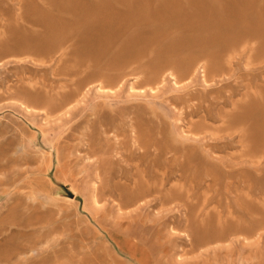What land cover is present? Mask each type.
<instances>
[{
  "label": "rangeland",
  "instance_id": "1",
  "mask_svg": "<svg viewBox=\"0 0 264 264\" xmlns=\"http://www.w3.org/2000/svg\"><path fill=\"white\" fill-rule=\"evenodd\" d=\"M0 264H264V0H0Z\"/></svg>",
  "mask_w": 264,
  "mask_h": 264
},
{
  "label": "bare ground",
  "instance_id": "2",
  "mask_svg": "<svg viewBox=\"0 0 264 264\" xmlns=\"http://www.w3.org/2000/svg\"><path fill=\"white\" fill-rule=\"evenodd\" d=\"M187 79V78H186ZM67 111V110H66ZM71 113V112H70ZM51 114V113H50ZM61 120V119H60ZM103 134V133H102ZM118 134V133H117ZM104 136V135H103ZM126 136V135H125ZM141 136V135H140ZM100 137V136H99ZM127 137V136H126ZM138 137V136H137ZM124 138V137H123ZM133 138V137H132ZM129 139V138H128ZM152 139V138H151ZM129 141V140H128ZM137 141V140H136ZM88 142V141H87ZM120 142V141H119ZM121 143V142H120ZM122 143H124L123 142V140H122ZM117 144H119V143H117ZM87 145V144H86ZM123 145V144H122ZM147 145V144H146ZM149 145V144H148ZM89 146V145H88ZM95 146V145H94ZM124 146V145H123ZM145 145H141L140 143H138L137 144V146L135 147L136 149L135 150H133L132 152H130V155L129 156H131V157H128V153L126 154V155H122L123 156V158H124V160H126V161H129V160H127L128 158L129 159H131V158H138L139 160L140 159H142L143 158V156L144 155H148V154H146L148 151L147 150H149V149H145V148H147V146H145ZM152 145L150 144V147H151ZM69 147V146H68ZM73 147V146H72ZM154 147V145L152 146V148ZM101 148V147H100ZM119 148V147H118ZM151 148V149H152ZM90 149V148H89ZM120 149V148H119ZM155 149V148H154ZM102 150V149H101ZM128 150V149H127ZM91 151H92V149H91ZM97 151V150H96ZM84 152V151H83ZM118 152V151H117ZM152 153V150L151 151H149L148 153L149 154H151ZM92 153V152H91ZM91 153H90V151L87 149L85 152H84V154L89 158L90 156H91ZM98 153H99V151H98ZM154 153V152H153ZM153 153H152V155H153ZM108 154V153H107ZM124 154V153H123ZM118 155H120V154H118ZM155 155V154H154ZM148 157H149V155H148ZM151 157V156H150ZM153 157V156H152ZM151 157V158H152ZM97 160V159H96ZM108 160V159H107ZM132 160V159H131ZM152 161H153V158L151 159ZM73 161V160H72ZM78 161V160H77ZM157 161V160H156ZM104 162V161H103ZM150 163V162H149ZM155 163V162H154ZM76 164V163H75ZM93 164H95V163H93ZM99 166V165H98ZM94 167V166H93ZM104 167H105V165H104ZM136 169H137V166H136ZM135 169V170H136ZM60 170V169H59ZM105 171V170H104ZM137 171V170H136ZM97 173V172H96ZM103 174V173H102ZM152 175H153V173H152ZM104 177V176H103ZM96 179V178H95ZM101 179V178H100ZM111 179V178H110ZM102 181V180H101ZM104 181V180H103ZM103 183H105V182H103ZM152 186V185H151ZM100 187V186H99ZM153 187H154V185H153ZM96 188V187H95ZM94 188V189H95ZM146 189V188H145ZM149 189V188H148ZM160 189V188H159ZM147 190V189H146ZM151 190V189H150ZM141 191V190H140ZM152 192H153V189L151 190ZM110 192V191H109ZM143 192H144V190H143ZM135 193V192H134ZM131 194V193H130ZM143 194V193H142ZM151 194V193H150ZM150 194L148 195L147 193L146 194H143V195H148V196H150ZM159 194V193H158ZM135 195V194H134ZM157 195V194H156ZM98 196H100V195H98ZM110 196V195H109ZM120 196H122V195H118L117 196V198H118V200H119V202H117L118 204H116V206H117V208H118V210H121V209H123L126 205L125 204H123V203H121V201L122 200H120L121 199V197ZM162 196V195H161ZM75 197H76V194L75 193H72V197H71V199L72 200H74L75 199ZM167 197V196H166ZM165 197V198H166ZM140 198H142V197H140ZM145 198V197H144ZM171 198V197H170ZM102 199V198H101ZM112 199V198H111ZM162 199V198H161ZM113 200V199H112ZM139 200V199H138ZM142 200V199H141ZM163 200V199H162ZM170 200V199H169ZM177 200V199H176ZM97 201V200H96ZM133 201V200H132ZM146 201V200H145ZM163 201H167V200H163ZM162 201V202H163ZM113 202V201H112ZM140 202V201H139ZM168 202V201H167ZM164 203V204H168V203ZM174 202V201H173ZM150 203V202H149ZM132 204H134V203H132ZM140 204V203H139ZM159 204V203H158ZM160 204H162V203H160ZM161 206H164L163 204L161 205ZM139 208H140V206H139ZM164 208V207H163ZM127 209V208H126ZM121 215V214H120ZM94 219V218H93ZM95 222H96V220H94ZM101 222V221H100ZM97 223V222H96ZM101 227V226H100ZM104 229V228H103ZM107 229V228H106ZM108 231H109V229H107ZM105 231V230H104ZM233 231H234V229H233ZM108 234H110V233H108ZM216 235V234H215ZM238 235V234H237ZM110 236V235H109ZM134 236V235H133ZM212 236V235H211ZM115 237V236H114ZM139 237V236H138ZM212 237H214V236H212ZM212 237H210V238H212ZM216 237V236H215ZM241 237V236H240ZM244 237V236H243ZM109 238H111V237H109ZM131 238V237H130ZM203 238V237H202ZM209 238V237H208ZM207 238V239H208ZM219 238V237H218ZM116 239V238H115ZM114 240V239H113ZM205 240V242H206V239H204ZM210 240V239H209ZM212 240V239H211ZM210 240V241H211ZM219 240V239H218ZM212 241H214V240H212ZM117 242V241H116ZM115 242V243H116ZM135 242V241H134ZM137 242V241H136ZM215 242V241H214ZM137 243H139V242H137ZM212 243V242H211ZM209 244V243H208ZM147 245V244H146ZM144 246V245H143ZM148 246V245H147ZM146 247V246H145ZM134 254H131L130 256L132 257ZM137 259V258H136Z\"/></svg>",
  "mask_w": 264,
  "mask_h": 264
}]
</instances>
